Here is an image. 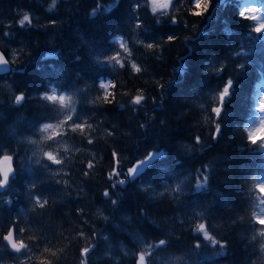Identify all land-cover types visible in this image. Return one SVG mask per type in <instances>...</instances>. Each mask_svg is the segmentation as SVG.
I'll list each match as a JSON object with an SVG mask.
<instances>
[{"label": "trees", "instance_id": "obj_1", "mask_svg": "<svg viewBox=\"0 0 264 264\" xmlns=\"http://www.w3.org/2000/svg\"><path fill=\"white\" fill-rule=\"evenodd\" d=\"M254 1L264 15V0ZM246 2L212 0L202 17L191 15L192 0H174L163 16L154 15L147 0H120L110 14L113 0H57L52 11V0H0V49L11 69H20L0 76V156L12 155L17 173L14 191L0 203V264H138L141 252L146 264H264V237L253 219L264 206L256 191L264 177V150L249 152L260 144L247 141V122L264 101V40L238 17ZM135 3L140 7L133 13ZM25 13L31 24L21 28ZM169 35L174 42H167ZM147 42L156 46L149 49ZM117 52L123 68L110 60ZM180 65L187 68L184 74L177 72ZM228 78L234 91L214 139L211 109L220 106ZM57 85L58 93L72 95L74 119L79 115L92 124L84 134L63 122L52 135L39 131L62 115L58 103L42 98ZM20 94L25 99L16 105ZM136 95L146 97L141 105L131 103ZM157 150L167 156L135 182L112 187ZM47 151L63 163L50 165ZM114 168L122 175L109 180ZM208 172L209 191L193 195ZM37 195L48 200L43 208ZM198 223L226 248L203 240ZM11 227L22 229L19 238L31 248L24 259L2 246ZM161 239L166 244L156 247ZM85 247L91 249L87 257L81 256Z\"/></svg>", "mask_w": 264, "mask_h": 264}, {"label": "snow or ice", "instance_id": "obj_2", "mask_svg": "<svg viewBox=\"0 0 264 264\" xmlns=\"http://www.w3.org/2000/svg\"><path fill=\"white\" fill-rule=\"evenodd\" d=\"M148 3L151 4V12L155 15L157 13L160 14V16L166 15L168 13V11L172 8L173 2L174 0H164V2H160V0H147ZM229 0H225V3H228ZM57 3V0H52V7L49 9V11H52L53 8H55ZM120 5V0H113V3L109 5V13L110 14L112 11H114L116 8H118ZM192 5L194 10L191 12V15L193 16H205L206 14L209 13L210 9L213 6L212 0H192ZM140 7L139 3H135L133 4L132 8H133V13L136 12V10H138ZM257 8L255 7H241L238 9V17L241 20H246L249 21V27L251 28V32H254L256 34V39H262L264 40V17L257 15ZM93 19H95V15L92 16ZM31 24V20H30V16L25 13L23 15V18L19 20V27L23 28L25 26V24ZM52 23H55L54 21ZM157 24H160L161 21L160 19L156 20ZM171 23L172 24H177L178 21L176 20L175 17L171 18ZM134 27L136 29L141 28V22H136L134 24ZM185 27H187V24H185ZM226 33L228 35H230V32ZM5 36L8 35L7 32L4 33ZM249 36H251V33L248 34ZM116 40L120 39L119 37L115 38ZM176 39V37L174 35H169L166 37L167 42L172 43L174 42ZM156 46V44L154 42H147L146 43V47L149 49H152ZM121 48L125 51L128 52L129 49L124 45L121 44ZM120 53L117 52L115 55L110 57L111 61H115L116 64H119V66L121 68L124 67V63L119 59ZM9 65V59L6 58L4 56V54L2 52H0V74L2 73H7L9 71H16L19 72L20 69H10L8 67ZM114 67V65H113ZM132 69L135 70V72L139 73L141 71V69L135 64L133 63L131 65ZM241 68H244L245 65L241 64L240 65ZM187 71L186 66L184 65H180L177 68V72L178 73H185ZM114 87V85H112ZM59 86H52L51 87V92L53 94L51 95H43V100L51 102L53 104L58 103L60 108L63 110H66L68 114H66L65 119L63 120V124L64 125H68L71 128L72 132H76L79 131L80 133L84 134L86 132V129H91L92 128V124L88 123L87 120H83L82 122V117L79 115H76V118L74 119V114H76V107H75V101L73 100L72 95H57V88ZM101 88H107L108 86L105 84H101L100 85ZM62 91H69L68 89H62ZM233 91H234V83H233V79L232 78H228L225 85L222 88V91L219 92V104L220 106L217 107H213L211 109V111L213 113H215V116L217 118V122L215 124V133L216 136L214 137V139L218 138L221 134V122H222V118L225 120L227 119V111L224 110L223 106L225 103H227L231 96L233 95ZM109 95H111L110 93L106 94L103 99L105 101V103H110L109 100ZM25 96L23 94L20 95H16L15 96V103L16 105H20L22 101H24ZM146 99L145 96L143 95H136L135 97L132 98L131 103L133 105H141L142 101H144ZM261 104H264V101L260 102ZM255 110V108H254ZM258 111L260 113H264V106L259 107ZM69 122H71V124H69ZM249 125H251L252 121L248 120L247 122ZM261 127L258 131L256 132H248L247 135V141L249 144L251 145H257L258 143L260 144V149H256V148H252V149H248L249 152H256L258 150H264V118H261ZM63 125H53L52 123H45L43 124V126L39 129L40 132H47L49 129H52L54 127H62ZM143 126V125H142ZM247 131V129H245ZM57 135H59L60 133L57 132ZM109 135H112L111 132L108 133ZM45 139L47 140H52L53 137L52 136H48L45 137ZM29 143L31 144H37L38 141L36 140H28ZM89 144H92L93 141L91 139L88 140ZM196 143L200 144L201 140L200 137L197 136L196 138ZM3 149H0V152H2ZM35 155V153L33 154ZM113 157L115 158L117 156V154L115 152L112 153ZM44 158L50 162V165H61L63 163L62 159L57 158L56 155L53 154V152L51 151H47L43 153ZM167 156V153L157 150L153 155L148 156V158L146 160H141L139 164L135 165L134 167H130L127 171V174L124 175V178L122 179H118L115 181V183L112 184V187L115 188L118 185L119 186H123L126 183L129 182H135V180L139 177H141L143 175V173L148 169V167L150 165H152V162L155 161L158 157L159 158H164ZM36 164L41 165L44 168H50L49 164H43L41 162L40 159H37L35 161ZM117 165H118V161H117ZM93 167L92 163L88 164V168L91 169ZM211 169V164H209L208 166ZM29 173H31V168L28 169ZM89 173L85 172L84 175L87 176ZM122 175L121 172L117 171L115 168L113 169V171L110 173L109 175V180H112L113 177H120ZM212 173L208 172L207 174H204L202 179L203 182L200 183H196L192 194L193 195H200L202 193H205L207 191H209V187H208V181L211 178ZM17 180V173L13 168V156L9 155V154H4L2 156H0V203H3L2 201V197L4 194L7 193H11L14 191V185L15 182ZM181 184L183 183V181L180 182ZM65 184H67V181H65ZM36 186V181L33 179L30 187L35 188ZM177 190H180V184H177ZM256 191L259 192L260 194V199H259V204L260 205H264V183H259L256 185ZM33 195L32 192L29 193V197L31 198V196ZM103 196L106 198H109L110 203L112 205H117V200L115 199H111L110 197V193L109 191H104L103 192ZM8 205L11 206L12 201L9 200ZM48 203L47 198H45L43 200V202H41V197L40 196H36V204L39 205L40 208H43L45 206V204ZM261 212L264 213V208L261 209ZM197 215L203 217V212H199L197 213ZM105 219H107V217H105ZM254 221H255V225H258L260 228L259 231V237H264V215H256L253 217ZM22 231V229H16L15 227H11L7 233V235H3L2 240L6 241V244H3L2 246L7 248L10 246L11 250L15 253H19L20 255L16 257L17 260H21L24 259L25 257H27L31 251V248L29 245H26L23 241V239L19 238V232ZM196 232L197 233H201L202 234V238L205 241H209L211 242V244L215 247V246H219L221 249L226 248V244L224 242H221L217 239H215L212 235L209 234V231L207 230L206 224L205 223H198L196 225ZM254 238H256L255 236H253ZM166 244V241L164 239H161L159 241V244L156 245V247L158 246H164ZM196 248H200L201 247V243L198 241L195 245ZM90 248L85 247L81 250V256L87 257L89 252H90ZM45 251H48V249L46 248ZM261 251L264 252V247L261 248ZM226 251L225 252H220L219 255L223 256L226 255ZM52 255H56V253H52ZM82 264H85V262H82ZM138 264H146L145 261V254L143 252H141L139 254V258H138Z\"/></svg>", "mask_w": 264, "mask_h": 264}, {"label": "rangeland", "instance_id": "obj_3", "mask_svg": "<svg viewBox=\"0 0 264 264\" xmlns=\"http://www.w3.org/2000/svg\"><path fill=\"white\" fill-rule=\"evenodd\" d=\"M247 2L243 5L244 7H255V8H257V15H260V16H262V17H264V15H263V12H262V10H261V7L254 1V0H246ZM160 2H164V0H160ZM152 6H151V4H150V8H151ZM51 94H53L51 91H50V93H49V95H51ZM57 95H66L65 93H56ZM260 102H261V100H260ZM262 106H264V104H261V103H259V106H258V109H259V107H262ZM63 112H62V115H60L55 121H53V122H50V123H52L53 125H56V126H58L61 122H63V120L65 119V116H66V112L64 111V110H62ZM261 118H264V113H260L259 111H258V114H257V116H256V118L255 119H253L252 120V123H251V125H249V127H250V129H251V132H256V131H258L259 129H260V127L262 126L261 125ZM46 123H48V122H46ZM45 124V123H44ZM43 126V124L41 125V127ZM58 127H54V128H52V129H49L46 133H47V135H52L55 131H56V129H57ZM35 151V150H34ZM35 154L36 153H38V150H36L35 152H34ZM33 153V154H34ZM146 160V159H145ZM261 183H264V177L262 178V180H261ZM263 208H264V206H263ZM262 215H264V213H262Z\"/></svg>", "mask_w": 264, "mask_h": 264}, {"label": "water", "instance_id": "obj_4", "mask_svg": "<svg viewBox=\"0 0 264 264\" xmlns=\"http://www.w3.org/2000/svg\"><path fill=\"white\" fill-rule=\"evenodd\" d=\"M0 52H2V50L0 49ZM3 53V52H2ZM4 54V53H3ZM4 56H5V54H4ZM6 57V56H5ZM7 58V57H6ZM8 67L9 68H11V64H10V61H9V65H8ZM8 73V72H7ZM7 73H2V74H0V76H3V75H6ZM13 168H14V170H15V166H14V158H13ZM7 243V242H6ZM9 249H10V251H12L11 250V248H10V246H9ZM13 252V251H12ZM15 253V252H14Z\"/></svg>", "mask_w": 264, "mask_h": 264}]
</instances>
